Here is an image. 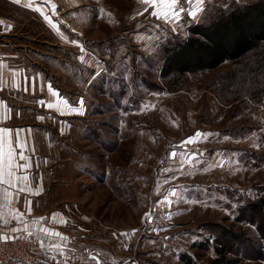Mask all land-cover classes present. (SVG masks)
I'll use <instances>...</instances> for the list:
<instances>
[{"label":"rangeland","instance_id":"1","mask_svg":"<svg viewBox=\"0 0 264 264\" xmlns=\"http://www.w3.org/2000/svg\"><path fill=\"white\" fill-rule=\"evenodd\" d=\"M260 2L56 0L55 48L31 45L56 54L44 68L75 105L61 118L87 163L72 264H264V41L168 68L195 27Z\"/></svg>","mask_w":264,"mask_h":264},{"label":"crops","instance_id":"2","mask_svg":"<svg viewBox=\"0 0 264 264\" xmlns=\"http://www.w3.org/2000/svg\"><path fill=\"white\" fill-rule=\"evenodd\" d=\"M56 29V0H0V240L30 237L44 264H72L76 179L87 163L61 118L75 105L44 68L56 54L31 45L55 48Z\"/></svg>","mask_w":264,"mask_h":264},{"label":"trees","instance_id":"3","mask_svg":"<svg viewBox=\"0 0 264 264\" xmlns=\"http://www.w3.org/2000/svg\"><path fill=\"white\" fill-rule=\"evenodd\" d=\"M257 41H264V2L236 8L210 26L195 27L171 54L168 68L171 70L179 59L186 62L184 67L178 63L182 70L191 65L215 67L225 60L240 58ZM218 249L227 260L225 248Z\"/></svg>","mask_w":264,"mask_h":264},{"label":"built area","instance_id":"4","mask_svg":"<svg viewBox=\"0 0 264 264\" xmlns=\"http://www.w3.org/2000/svg\"><path fill=\"white\" fill-rule=\"evenodd\" d=\"M163 207L147 216L144 224L146 234H153L159 227L165 225L169 218V211ZM38 244L27 236L13 240H0V262L23 263V264H44L43 258L38 255Z\"/></svg>","mask_w":264,"mask_h":264},{"label":"snow or ice","instance_id":"5","mask_svg":"<svg viewBox=\"0 0 264 264\" xmlns=\"http://www.w3.org/2000/svg\"><path fill=\"white\" fill-rule=\"evenodd\" d=\"M15 2H19V0H15ZM172 3H175V0H172ZM82 103V102H81ZM74 111L76 110V109H73ZM6 131V130H5ZM197 135H200L199 133H197ZM11 155H12V152L11 151H9V156L11 157ZM24 157H23V153H21V159H23ZM4 164V161L2 160V159H0V165H3ZM9 167H11V163L9 162ZM21 167H24L23 165L21 166ZM8 175L9 176H11V172H9L8 173ZM0 180H2V175H0Z\"/></svg>","mask_w":264,"mask_h":264}]
</instances>
